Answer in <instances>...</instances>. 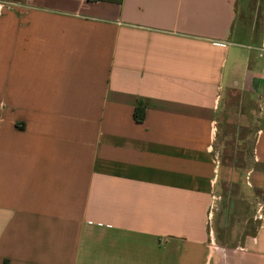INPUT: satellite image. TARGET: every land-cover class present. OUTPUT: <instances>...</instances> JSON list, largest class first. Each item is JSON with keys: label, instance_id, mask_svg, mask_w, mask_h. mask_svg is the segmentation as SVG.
Wrapping results in <instances>:
<instances>
[{"label": "crops", "instance_id": "0c3cea01", "mask_svg": "<svg viewBox=\"0 0 264 264\" xmlns=\"http://www.w3.org/2000/svg\"><path fill=\"white\" fill-rule=\"evenodd\" d=\"M261 197L264 0H1L0 264H264Z\"/></svg>", "mask_w": 264, "mask_h": 264}, {"label": "built area", "instance_id": "2783aa9c", "mask_svg": "<svg viewBox=\"0 0 264 264\" xmlns=\"http://www.w3.org/2000/svg\"><path fill=\"white\" fill-rule=\"evenodd\" d=\"M255 218L257 220H264V197L259 198L256 204Z\"/></svg>", "mask_w": 264, "mask_h": 264}, {"label": "trees", "instance_id": "16d2710c", "mask_svg": "<svg viewBox=\"0 0 264 264\" xmlns=\"http://www.w3.org/2000/svg\"><path fill=\"white\" fill-rule=\"evenodd\" d=\"M107 1H114V0H107ZM135 115L137 116V118L139 120H141L143 118V115H144L143 110L141 108H137Z\"/></svg>", "mask_w": 264, "mask_h": 264}, {"label": "rangeland", "instance_id": "374dc122", "mask_svg": "<svg viewBox=\"0 0 264 264\" xmlns=\"http://www.w3.org/2000/svg\"><path fill=\"white\" fill-rule=\"evenodd\" d=\"M0 3H1V0H0Z\"/></svg>", "mask_w": 264, "mask_h": 264}]
</instances>
